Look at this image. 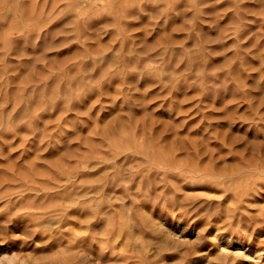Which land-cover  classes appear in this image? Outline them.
<instances>
[{
	"label": "rangeland",
	"instance_id": "rangeland-1",
	"mask_svg": "<svg viewBox=\"0 0 264 264\" xmlns=\"http://www.w3.org/2000/svg\"><path fill=\"white\" fill-rule=\"evenodd\" d=\"M0 264H264V0H0Z\"/></svg>",
	"mask_w": 264,
	"mask_h": 264
}]
</instances>
